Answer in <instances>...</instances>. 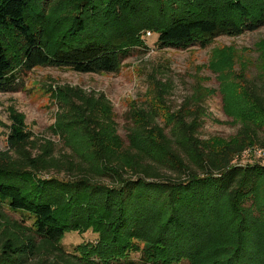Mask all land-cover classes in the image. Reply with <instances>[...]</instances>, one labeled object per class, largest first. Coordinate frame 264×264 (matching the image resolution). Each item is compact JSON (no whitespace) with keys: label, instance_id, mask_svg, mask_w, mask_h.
<instances>
[{"label":"trees","instance_id":"obj_1","mask_svg":"<svg viewBox=\"0 0 264 264\" xmlns=\"http://www.w3.org/2000/svg\"><path fill=\"white\" fill-rule=\"evenodd\" d=\"M155 1L78 0L70 29L48 46L42 21L57 0H0V94L38 67L113 74L142 30L157 34L159 50H186L264 27V0H158L154 12ZM261 81L243 90L264 117ZM101 104L88 96L82 105L92 118ZM145 120L141 132L155 134L169 164L132 143L97 154V167L13 131L0 153V264H264V166L236 164L253 144L215 149L196 120H181L171 137ZM84 228L96 239L67 252L65 233Z\"/></svg>","mask_w":264,"mask_h":264},{"label":"rangeland","instance_id":"obj_2","mask_svg":"<svg viewBox=\"0 0 264 264\" xmlns=\"http://www.w3.org/2000/svg\"><path fill=\"white\" fill-rule=\"evenodd\" d=\"M158 3L151 4L152 11L157 12ZM77 4L78 0H57L44 13L48 46L70 29L69 15ZM35 7L41 8L39 4ZM137 38L139 45L122 52L121 66L113 74H79L51 67L20 73L15 88L0 94V153L8 152L9 136L16 130L27 134L30 141H51L57 158L79 155L97 167V154L132 143L159 163L169 164L155 134L141 132L148 121L145 115H149L169 137L181 120H196L198 137L215 149L230 143L253 144L246 149L257 148L256 154L252 152L255 156H241L236 164L264 166L260 146L264 117L243 90L245 80L264 81V27L238 37H217L205 47L186 50H159L152 29L140 31ZM88 96L102 103L92 118L82 105ZM246 126L255 131L254 137L243 132ZM48 175L63 178L66 174ZM100 180L113 185L107 177ZM262 198L264 194L260 195L264 214ZM7 216L18 220L15 214ZM96 237L90 229L70 230L61 244L71 252ZM131 258L137 260L138 255L131 254Z\"/></svg>","mask_w":264,"mask_h":264},{"label":"built area","instance_id":"obj_3","mask_svg":"<svg viewBox=\"0 0 264 264\" xmlns=\"http://www.w3.org/2000/svg\"><path fill=\"white\" fill-rule=\"evenodd\" d=\"M148 35H149V33H148ZM257 148H254V149H252V150H249V151H247V149H245L238 157H237V159L239 160L240 158H241V156H244V155H248L249 153L251 154V155H248L249 157L251 156V157H253V156H255V155H252V152L254 151V154H256V150Z\"/></svg>","mask_w":264,"mask_h":264}]
</instances>
